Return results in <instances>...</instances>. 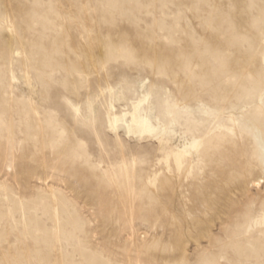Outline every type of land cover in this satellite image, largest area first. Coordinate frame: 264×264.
<instances>
[{
    "label": "rangeland",
    "instance_id": "1",
    "mask_svg": "<svg viewBox=\"0 0 264 264\" xmlns=\"http://www.w3.org/2000/svg\"><path fill=\"white\" fill-rule=\"evenodd\" d=\"M113 2L0 0L3 264H97L114 258L140 264L161 245V213L176 226L178 238L198 233L204 245L208 238L242 245L264 226L255 201L226 214L222 201L210 208L182 190L204 176L209 148L252 139L264 115V95L254 84L259 46L250 48L234 25L228 44L216 22L220 9L231 7L232 22L247 28L248 0H130L135 7H104ZM116 25L132 27L169 51L175 64L159 60L151 76L134 80L115 75L110 66L101 72L106 57L100 39H110ZM206 42L227 56L230 75L224 96L193 110L165 82L174 71L199 73L194 54L205 51ZM121 84L115 100L102 91ZM145 88L149 100L132 134L127 126L112 131L107 106L118 117L128 112L126 125H132V101ZM90 99L96 113L91 128L66 102L80 107L83 116ZM173 185L178 213L162 199Z\"/></svg>",
    "mask_w": 264,
    "mask_h": 264
},
{
    "label": "clouds",
    "instance_id": "2",
    "mask_svg": "<svg viewBox=\"0 0 264 264\" xmlns=\"http://www.w3.org/2000/svg\"><path fill=\"white\" fill-rule=\"evenodd\" d=\"M223 3V0H220ZM112 9L135 7L130 0H115L104 5ZM221 10L217 17V25L223 31L228 44L233 43L232 27L243 33L247 45L258 50L261 55L260 67L254 81L264 95V0H248L246 13L249 17L247 28L239 29L231 20L233 8ZM209 41H215L220 47L224 42L216 40L212 35ZM127 48L135 53L136 62H119L110 65L117 76L130 79L151 76L156 70L159 60L167 59L169 64H175L172 53L153 44L132 27L116 25L111 38L101 37L100 52L106 57L107 48ZM199 60L200 72L192 75L183 71H174L165 82L167 87L183 105L192 106L193 110L201 102H212L226 94L228 72L227 56H220L209 43H205V51L194 54ZM205 173L199 179L190 180L183 185L182 190L191 195L192 202L203 201L212 207L221 201L230 214L244 209L250 201L260 205V214L264 216V115L259 128L252 139L228 140L208 149L204 156ZM257 181L259 183L257 184ZM175 186L169 187L162 195L164 203L176 211L180 210L175 204L172 193ZM214 198V199H213ZM158 236L161 240L159 248L145 255L140 264H264V226L258 234L247 237L242 245L229 243L222 238H208L207 245L202 244L198 233L178 238L176 226L160 214ZM194 244L195 247L189 248ZM3 264V262H0ZM97 264H128L119 258L110 261H99Z\"/></svg>",
    "mask_w": 264,
    "mask_h": 264
},
{
    "label": "snow or ice",
    "instance_id": "3",
    "mask_svg": "<svg viewBox=\"0 0 264 264\" xmlns=\"http://www.w3.org/2000/svg\"><path fill=\"white\" fill-rule=\"evenodd\" d=\"M127 62V63H135L136 62V57L135 53L132 52L131 50L121 47L118 49L110 50L106 56V62L102 65L99 66V70L101 72H106L109 69V66L113 63H119V62ZM165 71V68L163 65H161L158 68L159 74L163 75ZM83 80V77H82ZM143 85L147 84V81L142 82ZM105 94L107 93H113V100L117 99L118 96L116 95L117 93H120L122 91V84L117 85L116 89H112L111 87H106L102 90ZM147 91V89H143L139 95L138 98H134L131 104L132 111L130 113L132 117L133 124L132 125H126V118L129 115L128 112H125L124 116H119V117H113V112L115 109L111 104L107 106V112H108V117H107V126L112 130L115 131L118 126H127L129 128V135L132 134V127L137 124V115L141 113L142 111V106L146 105L149 96L145 95L144 93ZM98 99V98H97ZM69 104V107L72 111V113L78 118V119H83L85 125L89 128L93 127L95 124V119H96V113L93 110V105L94 101L90 99L87 103L86 106H84V115L81 116V108L71 104V102L66 101ZM83 147V146H82ZM132 148H136V145H131ZM179 155H178V161H179Z\"/></svg>",
    "mask_w": 264,
    "mask_h": 264
},
{
    "label": "bare ground",
    "instance_id": "4",
    "mask_svg": "<svg viewBox=\"0 0 264 264\" xmlns=\"http://www.w3.org/2000/svg\"><path fill=\"white\" fill-rule=\"evenodd\" d=\"M113 117L115 118V117H118V116H116V115H113ZM117 129V128H116Z\"/></svg>",
    "mask_w": 264,
    "mask_h": 264
}]
</instances>
